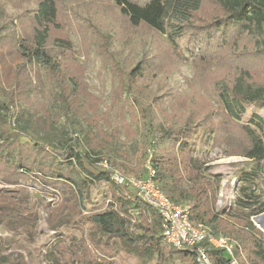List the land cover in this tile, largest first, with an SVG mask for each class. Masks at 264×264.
Wrapping results in <instances>:
<instances>
[{"label":"trees","instance_id":"1","mask_svg":"<svg viewBox=\"0 0 264 264\" xmlns=\"http://www.w3.org/2000/svg\"><path fill=\"white\" fill-rule=\"evenodd\" d=\"M205 1L105 0L100 4L99 0H23L14 2L19 10L14 14L7 13L0 1V182L19 184V179H24L42 189L61 182V197L56 196L48 206V224L54 229L69 223L81 232L75 248L58 241L49 252L51 264H112L115 240L138 256H156L154 264H197L194 248L177 249L165 242L155 207L131 187L111 179L115 170L144 176L142 163L149 156L155 170L153 181L159 189L173 203L189 205L192 222L203 223L212 233H223L232 240L236 264H264V237L251 220L264 211V196L241 185L227 210L216 209L217 180L205 175L189 141L197 128H206L214 135L211 148L224 147L221 152L225 155L264 161V120L258 115H254L253 125L240 120L246 105L264 107V83L253 81L249 69L235 64L230 80L216 83L215 106L196 112L179 107L172 112L174 103L170 100L169 107H163L156 94L160 86L155 88L152 83L159 80L149 72L150 55L138 60L123 56L124 50H130L128 33L144 29L165 38L175 49L184 36H190L193 49L204 52L198 56L203 60L222 57L210 50L225 44L233 34L227 46L230 55L246 54L239 47L249 44H243L247 40L255 47L247 54L264 57V0H208L213 10L200 17ZM110 9L122 21L118 51L111 50L110 37L99 22ZM70 17L85 31L101 36L98 43L95 33L90 38L104 70H111L112 84L109 104L99 114L101 98L87 91L80 71L74 69L72 43L64 26ZM36 65L43 68L44 75ZM42 77L58 104L53 115L49 109L47 114L41 112L30 99H38L36 88ZM109 111L114 112L113 122ZM61 117L65 123L57 125ZM100 121L113 126L109 133L102 132ZM67 126L84 134L72 137ZM228 126L237 128L241 136L218 137ZM101 132L103 136L97 140L95 134ZM256 176L257 172L242 171L239 178L252 181ZM95 183H106L111 189L104 207H87ZM21 190H0V223L19 222L24 202L19 198ZM5 243L0 237V264H28L20 255L3 254ZM201 245L211 264H229L221 250L205 240ZM91 248L96 255H90Z\"/></svg>","mask_w":264,"mask_h":264},{"label":"rangeland","instance_id":"2","mask_svg":"<svg viewBox=\"0 0 264 264\" xmlns=\"http://www.w3.org/2000/svg\"><path fill=\"white\" fill-rule=\"evenodd\" d=\"M0 1L4 6V10L9 14L19 11L14 6V2H23V0ZM89 1L83 0L85 3ZM99 1L102 4V1L105 0ZM71 4L73 3H69V5ZM24 5L26 6V4ZM212 10L210 2L206 0L204 12L199 16L208 15ZM105 15L109 16L104 18ZM99 22L100 24H104L103 32L106 33V36L110 37L111 50L118 51V49H121L118 43L120 35H122L121 19L116 17L110 9L104 11L102 16H100ZM78 23L72 17L68 20L66 19L64 21L65 36L72 43L71 57L75 61L74 69L81 73V82L87 85V91L101 98L102 102L99 104V109L97 110L99 114L101 113L100 111L106 110L109 104L107 95L111 90L112 84L111 70H104L101 57L96 52V48L92 43L94 39L90 38L95 33L97 35L95 40L98 43L101 36L95 31H85L86 28ZM126 37L130 42V50H124L123 56L128 59L134 58L138 60L143 56L150 55L148 59L151 63L149 72H154L156 78L159 80L152 83L155 88L157 85L160 86L156 94L161 97L163 107H169L170 100L174 103L171 108L172 112L179 110V107H185L186 112H196L199 108L215 106L216 83L224 78L230 80V77L235 72L232 67L235 64L249 69L253 81L264 83V57H257L255 53H253L254 56L247 54L250 50L255 51V47H250L249 44L251 43L249 41L244 40L243 44L249 43L246 46L238 44V47L242 45L239 49L246 54L235 56L230 55L231 51L228 52L227 46L232 42L234 34L227 37L225 44H219L216 49L210 50L218 54V56L222 55V57L213 60H203L198 57L204 52L199 53L201 48L198 47L193 49L190 36H184L179 41L176 49L170 47L165 38L144 29L130 31ZM36 70L44 75V70L41 66L36 65ZM33 81L37 83L34 76ZM36 90L39 93L38 99L32 96L30 98L34 106L41 109L43 113L45 111V114H47V109H49L51 115L55 111H58V104L57 102L55 103L53 93H50L49 86L43 80V77L42 83L37 85ZM171 109L168 111L170 112ZM157 111H160V108ZM109 113L110 121L113 122L114 112L109 111ZM254 115H258L264 120V107L257 108L252 104L246 105L245 112L240 115V120L243 123L253 125ZM64 123L63 117L57 121V125H63ZM100 123L102 124V132L106 134L113 127L102 121ZM82 128L85 129L86 125L83 124ZM94 128L91 127V131H94ZM67 129L69 135L72 137L84 134L83 130L80 132L78 128L72 130L67 126ZM102 132L98 135L95 134L97 140L103 136ZM224 134L228 137L233 135L241 136L240 131L233 126H228L226 131L220 130L217 136L224 137ZM212 135L213 133L208 129L199 127L195 130L189 141L192 144L191 153L202 162V170L205 175L214 177L217 180L216 209L226 208L227 210L232 205L235 193L241 185L250 186L251 189L255 190L256 194H260L263 197L264 161L257 163L242 155H225L221 152V149L224 147H210ZM114 142L117 145L120 144L118 141ZM131 150L127 151V156H130ZM113 156L118 158L117 154ZM146 160L147 158L145 157L142 167ZM242 171L257 172L259 176H256L252 181H242L239 178ZM131 175L137 176V174ZM14 187L17 189L21 187L22 189L19 196L20 199L24 198V202L22 203L23 209H21L22 215L18 219L19 222L14 221L9 225L0 223V237L6 241L2 253L6 255L12 253L20 255L22 257L21 261L28 264H51L49 252L55 248L58 241L63 240L64 243L72 245L75 248L77 239L81 234L77 228L72 227L69 223H63L52 229L48 224V206H52L56 199L61 197L62 183L56 181L54 187L42 189L36 182H24V179H19V184H3L0 182V190H6L4 192H9L15 189ZM54 192L57 195H53ZM110 193L111 189L108 184H93L90 191V198L92 200H87V207H104L110 200ZM83 212L86 213L88 211ZM257 216H260V218L255 219ZM251 220L262 234V237H264V211L252 216ZM87 232L88 229H86L85 233ZM113 246V253L110 257L112 264H154L158 261L156 256H138L127 251L119 245L118 240L114 241ZM90 255H96L93 248L90 249Z\"/></svg>","mask_w":264,"mask_h":264},{"label":"built area","instance_id":"3","mask_svg":"<svg viewBox=\"0 0 264 264\" xmlns=\"http://www.w3.org/2000/svg\"><path fill=\"white\" fill-rule=\"evenodd\" d=\"M101 165L107 167V162L102 161ZM143 167L146 170L144 176L124 175L115 170L111 179L117 184L131 187L140 198L157 209L162 220V236L165 242L177 249L194 248L197 264H211L205 247L201 245L205 240L215 249L221 250L228 257L229 264H236L234 242L226 235L212 233L203 223L192 222L189 217V205L173 203L159 189L153 181L155 170L151 165L150 156ZM227 202L229 205V200Z\"/></svg>","mask_w":264,"mask_h":264}]
</instances>
